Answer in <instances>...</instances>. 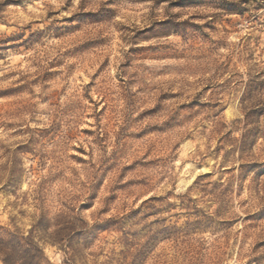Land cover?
Here are the masks:
<instances>
[{
	"label": "rangeland",
	"instance_id": "rangeland-1",
	"mask_svg": "<svg viewBox=\"0 0 264 264\" xmlns=\"http://www.w3.org/2000/svg\"><path fill=\"white\" fill-rule=\"evenodd\" d=\"M0 264H264V0H0Z\"/></svg>",
	"mask_w": 264,
	"mask_h": 264
}]
</instances>
